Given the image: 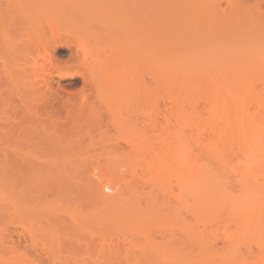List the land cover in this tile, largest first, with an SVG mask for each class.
<instances>
[{"label":"rangeland","instance_id":"obj_1","mask_svg":"<svg viewBox=\"0 0 264 264\" xmlns=\"http://www.w3.org/2000/svg\"><path fill=\"white\" fill-rule=\"evenodd\" d=\"M15 1L22 0H0V20L4 18L0 22H15ZM48 1L62 0L44 1L50 5ZM137 1L142 4L138 10L143 6L147 10L149 0ZM210 1L214 2H202ZM148 4L154 8V48L149 57L139 38L140 72H154L157 120L165 124L162 117L178 115L180 134L148 149H143L141 142L131 145L133 132L129 128L117 130L106 121L100 124L110 115L108 110L98 111L103 99L92 94L82 107L68 104L80 101L77 91L82 80L59 77L50 68L53 60L61 67L63 62L64 67L75 64L71 57L74 59L77 39L94 55L95 49L101 54L102 46L94 45V37L90 38L91 32H99L98 27H92L88 35L81 27L83 21L62 12L56 20L61 23L56 25L55 36L44 26V34L51 40V36H61V44L47 47L48 51L44 46L47 40L37 37L41 35L9 27L7 44L0 47V81H4L0 82V155L6 151L0 156V264H177L174 254L178 249L192 259L195 256V264H259L256 257L264 246V22L248 18L242 26L232 24V29L218 25L224 37L216 43L217 51L194 53L184 48L179 31L187 0H151ZM220 5L228 11L227 1ZM246 28L263 42L255 41L258 45L241 51L231 43L237 33L244 35ZM65 41H73L75 46H62ZM48 54L52 61H47ZM43 57L50 69L45 71L52 74L32 70L35 63L44 65ZM24 76L28 78L27 84L22 83L26 87L21 84ZM43 78H52V91L44 88ZM14 80L18 84L11 83ZM31 87L39 91L35 93ZM22 97L27 106L14 111L13 103L24 107ZM67 104L72 107L65 111ZM147 108L142 99L117 114L141 115V119ZM21 110H27L25 115ZM238 113L244 114L243 120ZM13 114L19 115V122ZM100 115L103 117L98 120ZM11 116L19 126L16 129ZM17 129L29 131L26 139L32 140L23 142L22 132L16 133L21 153L43 166L42 176L25 184H14L11 166L4 161L16 139L10 133ZM38 137L43 144L36 142ZM65 167L74 171L70 181L63 180L61 170ZM106 175L115 177L113 190H102ZM70 186L74 194L68 196L65 189ZM101 192L106 204L96 199ZM43 202L55 209L53 219L38 211ZM85 219H90V224ZM181 229L184 238L179 236Z\"/></svg>","mask_w":264,"mask_h":264},{"label":"bare ground","instance_id":"obj_2","mask_svg":"<svg viewBox=\"0 0 264 264\" xmlns=\"http://www.w3.org/2000/svg\"><path fill=\"white\" fill-rule=\"evenodd\" d=\"M44 1H47V0H44ZM44 1L43 0H22L21 2L15 1L16 3L15 2L13 3L14 6L12 8V11L14 13L13 18L15 19V22L14 21L0 22V47L7 44L8 37L10 34L9 33L10 32L9 27L11 25H14L17 28L26 29L28 32L33 31L34 33H37L36 35H41V36H37L39 38L44 37V40L45 39L47 40V41L45 40L46 42H44L45 43L44 46H45L46 50H47V47H49V49H51L50 47L56 46V48H57V46H59L58 44L59 43L61 44V42L58 43L59 39L61 41V38H60L61 36H59V34H58V36H56L58 39L56 37L51 36L53 38L51 40L50 36L47 37L48 33H47V35H45L46 34L45 32H47L45 30H47L49 28L48 32H50L51 35H54V31H56L55 30L56 25L58 23H61V22H58L56 20H58L59 16L62 15V12H65V11L70 12L72 17L77 18V20L79 18V20L83 21V24H82L83 26L81 25V27L83 28V30L86 31V33H88V35H89V31H91L90 29L92 27L93 28L98 27L99 32H96L97 35H96V33L91 32L90 34H92L93 36L90 35V38L92 39L94 37L92 39V41H95L94 45H98L99 47L102 46L101 50H104L103 45H105L106 46L105 50L104 51L100 50L101 54H99L98 49H95V51H97V53H95V55H94V53H92L90 50H88L89 48H85V42L80 41L81 39L80 40L77 39L75 41L76 45L78 44L76 47H74L75 44L73 43V41H70V42L67 41L68 43L65 41L66 44L64 42H62V43H64V44H62V46L65 45V47H66V45H67V48H69V47H74L73 49L76 48L75 49L76 53H74V59L75 60L71 57V61H75V62H73L75 64L72 67H71V65H67L64 67V65H65L64 62H63L64 65H62V67H61V64L58 65L55 62H54L55 64L52 63L54 60L53 61L49 60L51 57L48 54L46 57L47 59L50 57L48 60L45 57H43V60H45L43 62L44 65L39 64V66H38V63H35V65L32 66V68H33L32 70H36L37 68H39L40 70H42L44 72L49 67L47 61L48 62L52 61L49 65L53 64L52 65L53 67L51 66L50 68H52V72L55 71L56 74L58 73L59 75L58 74L57 75L59 77L63 76L65 78L67 76V78H69V79L74 77V76L80 77L82 80V83H83L81 90L77 91L80 93V94L78 93L80 101L75 103V101H73L69 97L68 100H72V102H69L68 104H70V103L72 105L76 104L77 108H79L80 106L82 107L83 105L86 104L88 96H90L92 94L97 96V98L103 99V101H100L99 106L97 107L101 111L100 110H98V111L101 114V112L108 110L110 112V115L106 116L107 120H104L105 118L103 116H102L103 117L102 118L100 115V117H99L100 119H98V120H101V118L103 119L102 120L103 123H101V121H100V124H104V121H106V123H108L106 125L110 124V126L111 125H112V127L114 126L115 128H117V130L121 129V128H125V129L129 128V130H131L133 132V135L129 136V138L131 136L133 137V138L131 137V142H132L131 145L133 147H134L133 144L141 142L140 146L143 147V149H146V148L148 149L154 145L161 144L165 139H167L170 136H174L173 138L177 139L176 136H180V134L178 133L179 132V124H178L179 116L175 115V117L174 116L172 117L171 114H173V113L170 114V112H171L170 111L169 112L170 115L167 114L168 116L165 115L164 117H162V118H164V120L163 119L162 120L165 121V124L159 123L160 120L159 121L157 120L159 114L156 115V112H155L156 111L155 108L157 109V106H156L157 101L155 100V96L157 94V93L155 94V89H156L155 83H156L157 79L154 75V72H152V71H147L145 74L140 72V62H141L140 51H141V48H140L139 38L142 39V42H143L144 47H145L144 48L145 52H146V54L149 55V57L152 56L153 48H154L153 36H152L153 35V21H154L153 20V17H154L153 12L154 11H152V10L154 8L153 9L151 8V6L154 4L152 3L151 6L148 4L151 0H149L148 2L146 1L147 2V6H146L147 10L145 9L146 11L143 8L144 6L142 8L139 7L140 9L138 10L137 6H139L138 4H141V3L138 2L137 0H62L61 2L60 1L54 2L55 4L48 1V4H50V5H47V3ZM202 1L203 0H201V1L200 0H187V6L185 7V10H184L185 11V20H183V22L181 23V30H179L180 36H182L183 41H184V42L182 41L184 43L183 44L184 48L190 52L194 51V53H196L195 51H202V50L214 51V48L216 47V43L218 41H220L218 43H221L222 39L220 40V38H221V36L224 35L221 32L222 30H220L221 28L217 29L218 25L224 26L226 24L229 27H231L232 24H233V26L235 24H237V25L240 24L242 26V24L248 18H253V20L256 19L257 21L264 22V10L262 8V5L264 4V0H225L228 2V5H229L228 11L223 9L220 5L222 1L224 2V0H214V2L210 1L211 3L209 2L208 4H204V2H202ZM207 1H209V0H206V2ZM45 4L47 5L46 7H45ZM125 4H127L128 6L126 5V7H125ZM143 5H145V4L143 3ZM48 6H51V7H48ZM141 10L142 11L144 10L143 11L144 14H143V12L142 13L140 12ZM3 20H4V18L0 21H3ZM11 20H13V19L11 18ZM249 22H250V20H249ZM246 24L247 23H245V25ZM45 25L48 27H47V29L44 30ZM232 27H231V29H232ZM93 28H92V31H93ZM95 29H94V31H97ZM247 30L248 29L246 28V31ZM57 31L59 32V29H57ZM179 31H178V33H179ZM246 31H243V33L245 32V34L243 35L241 33L242 34L241 36H240V33L239 34L237 33L236 37L238 36L237 38H239V39L235 38V42L231 43L238 50L245 51L246 49L249 48V47L247 48L246 46H248V45L249 46L250 45L256 46V45L263 42V40H260L259 37H258V40H256L257 39L256 37L254 38V36H257L255 33L251 34L250 33L251 31L250 32H248L249 30L247 32ZM178 33L176 36H178V38H179ZM260 33H261V31L259 32V34ZM248 34H251V35H248ZM94 35H96V36H94ZM231 38H232V36H231ZM44 40L42 39V41L40 40V42H43ZM49 40L52 41L51 42L53 44L52 46H49V44H51ZM82 40H84V39H82ZM233 40L234 39L232 38V41ZM179 41L181 42L180 39H179ZM82 42L84 45L82 44ZM239 45H240V47H239ZM96 47L97 46H95L93 48H96ZM178 48L176 47V50ZM220 48H222V46ZM253 48L254 47H252V49ZM234 50H236V49H234ZM184 51L186 52V50H184ZM215 51H217V49H215ZM205 52L207 53V51H205ZM90 53H92L93 55ZM200 53H203V52H200ZM187 54H188V52H187ZM190 54H192V53H190ZM71 56H73V54ZM193 56H194V54H193ZM45 62H46V68H42L43 66L45 67ZM55 65H58V66H55ZM48 70H50V69L48 68ZM49 72H48L49 74H52L51 71H49ZM47 74H44V75H46V78L48 79ZM51 76H53V75H49V77H51ZM46 78H43L42 81H43V85L45 86L44 88L48 91L50 88H52V86L50 87V85L53 82L51 81L52 78H49L50 80H47ZM22 79H25V76ZM22 79H21L22 82L19 80V83L21 82V84L25 83L26 79H28V78L26 77L24 82ZM10 80L12 81V79H10ZM6 81H9V78H7ZM14 81L11 83L18 84V80H14ZM0 82L4 83V81H2V80ZM27 82H28V80H27ZM27 82H26V84H27ZM50 82H51V84H50ZM22 85L24 87H26V85H24V84H22ZM31 88H34V87H31ZM37 89L38 88H36V90H35V88H34V90L32 89V91H35V93H37L39 91ZM86 89L88 92L90 91L89 94L85 93ZM50 91H52V90L50 89ZM105 98H107V100H104ZM142 99H144L147 102L148 108H147V110L145 109V111L142 112V115H144V116L141 119L139 118V116H141V115L135 116V117H131V116H127V117H121L120 116L119 117V115L117 114L118 112H120L122 109H124V110L130 109L131 106L138 104L139 101ZM22 100H24V98L21 99V102H22ZM162 102H163V100H162ZM22 104L24 107L21 108V107H19V105L13 103V105L16 108L15 109L13 106L14 111H17V108L23 109L27 106L26 105L27 102L25 104V101L22 102ZM64 104H65V102H64ZM68 104L65 107L66 108L65 111L68 110V108L71 109V107H72V105L69 106ZM94 107H96V106H94ZM171 108H173V105ZM13 109H12V111H13ZM21 111L24 112L23 110H21ZM25 111L27 112V110H25ZM26 112H24V115ZM234 113H237V112L234 111ZM174 114H177V113L174 112ZM238 114L241 115L239 120H243L244 114H241V113H238ZM24 115H23L24 118L22 120H25V117H27ZM161 115H164V112ZM228 115H229V113H228ZM231 115H229V117ZM13 116H17V115L13 114ZM18 116L14 117L17 119V120L15 119L16 122L18 121ZM170 117L173 118V121H172V118H170ZM5 118H7V120H9L8 117H5ZM14 118H12V116H11V118H10L11 123H13ZM247 120H249V119H247ZM15 121H14V123H15ZM27 121H28L27 123L29 124L30 120L27 119ZM31 122L33 123L34 121L31 120ZM96 123H97V121H96ZM100 124L97 123V126L100 127ZM140 125L142 128H139ZM16 126H17V124L14 126L15 129H16ZM18 127L19 126H17V128ZM17 130H15V132H13V133L12 132L10 133L11 138H16L15 143L12 146L13 151L10 153V155H12V154L13 155L10 156L9 152H7L8 156L6 157L5 156L6 151H4L5 152V153L3 152V154H5L4 155L5 156L4 161H5V163H9V165L11 166V177H12V181L14 182V184H18V183L25 184L32 177L42 176L43 166L39 163H35V161L33 159H30L29 157H27L26 155L21 153L22 149H20L19 141H18L19 135H17L16 133L22 132L21 135L23 136L22 137L23 142H25V141L31 142L32 140H30V138L26 139V137H27L26 134L29 135V131H26V130L19 131L18 130L19 131L18 132ZM129 130L128 129L125 130L126 131L125 133L128 134ZM131 131L129 134H131ZM25 132H27V133H25ZM14 134H15V137H13ZM137 134L139 135V139L138 138L135 139ZM1 140H2V138L0 135V141ZM35 140L38 144H43V139L41 137H38ZM2 151H3V149L0 148V152H2ZM3 154L1 153V155H3ZM192 154H193V152H192ZM179 156H183V153L180 152ZM183 163H185V162H183ZM61 172H62V177L64 176L63 180H65V181L69 180L70 181L72 179L73 172H74L72 168H70V167L69 168L65 167L64 169L62 168ZM108 175H106V179L105 178H103L104 180L102 179V181H103L102 190L103 189L113 190L115 187V185H114V187L112 185V183H114V181H115V179H114L115 177L114 178L112 176L107 177ZM117 182H118V180H117ZM71 188L72 187L70 186V187H67L65 189L66 194L68 196H71L74 194L73 193L74 189H71ZM107 197H108V195H107ZM96 199H98L99 201L102 200L101 202L102 203L104 202V204H106L105 202H106L107 198L103 192H101L100 196L96 195ZM23 210H24V207H23ZM38 211L43 216L50 218V219L55 214V209L51 206V204H49L47 202H43L42 204H40L38 207ZM89 214H91V213L89 212ZM106 214H107V216L109 215V213H106ZM110 215H109V217L112 216V215L111 216ZM104 216H105V214H104ZM119 216H121V215H119ZM109 217H107V218H109ZM112 219L115 220V217L112 216ZM118 219H120V218H118ZM225 219H227V218H225ZM89 220L85 219V221H87V223ZM100 220H102V218H100ZM102 221H103V223L105 222L104 219ZM224 221H227V220H224ZM82 222H84V221H82ZM90 222L91 221H89V224H90ZM93 222H95V221H93ZM119 222H121V221H119ZM111 223L114 224L113 222H111ZM227 223H228V221H227ZM96 224H94V225H96ZM218 224H219V222H218ZM222 225H223V221H222ZM88 226H90V225H88ZM183 231H184L183 229L180 230L179 236L184 238L185 236H184ZM181 240H182V238H181ZM247 248H248L247 250H248V254H249L251 252V250L249 247H247ZM13 250H15V248H13ZM193 253H194V251H193ZM240 254L241 253L239 252V255ZM188 256L189 255H187V253L185 251H183V249H178L177 251H175V254H174V257L177 259V264H195L194 262L195 261L197 262L198 259L197 260L195 259V261H192V260H194L195 256H193V259H192V257L190 258V256L189 257ZM208 256L211 257L210 254ZM202 257H203V255H202ZM256 258H257V262L259 264H264V246L259 247V253L257 254ZM198 262H200V259ZM222 262L223 261H221V263ZM213 263H215V262H213ZM196 264H198V263H196ZM200 264H203V262H200ZM217 264H218V262H217Z\"/></svg>","mask_w":264,"mask_h":264}]
</instances>
